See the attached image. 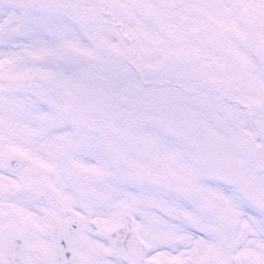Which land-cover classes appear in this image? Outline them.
<instances>
[{
  "label": "snow or ice",
  "instance_id": "snow-or-ice-1",
  "mask_svg": "<svg viewBox=\"0 0 264 264\" xmlns=\"http://www.w3.org/2000/svg\"><path fill=\"white\" fill-rule=\"evenodd\" d=\"M0 264H264V0H0Z\"/></svg>",
  "mask_w": 264,
  "mask_h": 264
}]
</instances>
